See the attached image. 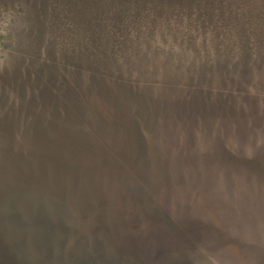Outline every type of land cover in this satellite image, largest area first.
<instances>
[{
	"label": "trees",
	"instance_id": "16d2710c",
	"mask_svg": "<svg viewBox=\"0 0 264 264\" xmlns=\"http://www.w3.org/2000/svg\"><path fill=\"white\" fill-rule=\"evenodd\" d=\"M44 10L46 13L38 14L46 15L50 47L62 55L63 60H68L70 63L75 64V60H81L93 64L96 58L100 62L106 60L108 62L110 59L123 57L126 59L131 55H140L145 41L147 46L155 51L165 46V49L169 50L168 57L171 58L173 55L176 56L177 42L181 40L194 50L195 60L191 62L192 65L207 69L209 67L212 70L211 78L208 75L207 79L206 77L204 79L212 85H208V88L200 86L197 90L203 93L208 91L210 96L214 95L210 99L202 100V103L198 99L193 102V107L196 106L194 117L192 110L187 107L174 106L173 109L180 122H183V135L185 133L189 137L182 139L184 142L188 139L189 142L143 144L139 133L140 144H134L132 150L124 149L125 156L129 160L133 159L131 164L134 173L142 172L143 167L150 166V169L158 171V175L152 173L155 180L162 178L171 187L174 186L173 182H179L178 184L182 186L192 188L196 187L195 182H199L198 187L211 190V185L222 178L231 190L239 180H243L242 183L246 185L262 187L264 100L261 99L263 104H259V82L255 81L250 70L242 72L243 75L238 77L235 70H227V67L224 69L225 67L221 65L232 66L247 62L248 65H255L259 63L260 56L264 59V0H45ZM19 12L24 15L26 10L24 11V7L21 6ZM171 32H175V35L172 36ZM69 34L75 35L73 41L68 42L65 39ZM162 36L163 44L159 42ZM186 57L188 60V56ZM244 67L248 68L246 65ZM228 71L235 74L227 73L229 78L232 77L231 79L224 77ZM214 74L219 76V80L216 78L214 80L212 76ZM178 76L179 74H176V77ZM237 78H243L246 82H250V85L257 87L256 92L251 91L248 83L235 81ZM262 91L261 96L264 97V85ZM54 104H52L54 116H57L61 110L58 106H53ZM36 109L41 115L40 112L46 108L35 107L34 111ZM27 111L30 114L33 110L29 107ZM36 117L43 122L41 124L37 122L35 129L32 130L33 120H30L27 128L23 129L22 140L17 136L21 130L17 129L9 117L1 123L0 132L4 130L6 134L2 136L1 144H7L6 154L12 155L14 159L9 164L0 161V171L7 172L12 169L13 182L17 187L25 188V185L36 179L42 190L49 191L53 176L56 181L58 180L57 184H61V174L77 175L81 171L83 173L100 171L99 159H92L95 157L92 153L95 151L94 148L87 147V144H90L88 140L70 133L69 122L62 124L60 121H55L56 132H50L45 130L43 120L45 117ZM38 125H41L40 129ZM198 129L200 133L202 132L204 143L209 144H196ZM157 131L161 136V129ZM102 132L106 133L105 130ZM19 141H24L23 144H27V147L14 146ZM109 148V145L103 146L101 155L116 154ZM88 155L92 160L87 164L84 163V158ZM16 157L17 160L14 161ZM23 157H32L34 161H31L32 158L24 161ZM56 189L57 191L53 189L54 194L62 199L61 189ZM153 191L154 195L150 192L152 203L158 202L166 206L155 188ZM196 193L206 200L205 203H208L211 211L203 209V217L190 216L187 221L181 220L177 223L176 240L167 243L165 261H181L188 255L186 239H191L198 249L205 247L211 251H214L208 245L211 239H217L216 242L221 244L228 239L242 240L241 245L247 240V247H244L243 253L237 256L243 258L247 256L259 261L264 259V249H259L258 238L252 243L249 236L244 235L242 238L235 236L236 234L227 226L228 222L219 221L222 224H217L214 221L216 207L221 206L214 205L217 201L226 200L230 208L234 209L243 207V213L246 214L248 209L245 205L250 204H245L247 200L237 203L232 199L236 196L233 193L215 194L201 191ZM239 195L244 198L259 194ZM164 209V207L161 209L162 215H169ZM166 219L167 223L171 222L170 217ZM171 219L174 220L172 217ZM234 221L233 226L243 224L242 220ZM207 226L211 227L209 235L205 232ZM142 245L141 242L136 241L131 246L137 256L144 254ZM229 251L224 252L223 248H220L215 251L217 253H212L225 257L229 256ZM234 252L238 251L234 250ZM0 264H18L9 244L2 238H0ZM138 264H148V262L141 256Z\"/></svg>",
	"mask_w": 264,
	"mask_h": 264
},
{
	"label": "rangeland",
	"instance_id": "374dc122",
	"mask_svg": "<svg viewBox=\"0 0 264 264\" xmlns=\"http://www.w3.org/2000/svg\"><path fill=\"white\" fill-rule=\"evenodd\" d=\"M21 6L24 7V11L26 10L24 15L19 14ZM44 6L45 0H0V129L2 128L1 123L6 117H9L12 123L17 126V129L21 130L17 133V136L22 140L24 138L23 129L27 128L30 120H33L32 130L35 129L37 122L40 124L43 122L36 116L45 117V119L42 118L45 123V130L50 132H56L55 121H60L62 124L69 122L71 124L70 133L80 135L79 137L88 140L90 143L87 144L88 148L90 146L94 148L95 151H92V153L95 157L86 156L84 163L88 164L92 159H99V169L103 174L104 182L107 183L108 196L117 197L123 192L119 189L120 186H125L130 191L133 186L137 187L138 184H144L148 187L146 179L140 173H134L131 164L133 159L129 160L125 156L124 149L129 148L132 150L134 144H140L139 133L143 144H186L189 142L188 139L185 142L182 139L187 138L188 134L184 133L183 135V122H180L173 109L174 106L187 107L192 110V117H194L196 106L193 107V102L198 99L202 103V100L210 99L214 95L210 96L207 93L208 91L203 93L197 90L200 86L208 88V85H212L204 80L205 77L207 79L208 75L211 78L212 70L209 67L207 69V67L192 65L191 62L195 60L194 50L181 40L177 42L176 56L173 55L171 58L168 57L167 52L169 50L165 49V46L163 49L155 51L148 47L145 41L142 44L140 55H131L126 59L125 57L110 59L108 62L107 60L106 62H100L96 58L93 60V64L84 63L85 61L81 60H75V64L70 63L68 60H63L62 55L50 47L51 40L48 35L46 15H39L40 13L44 14ZM167 33L170 34V32ZM171 34L173 36L175 32H171ZM71 35H67L68 38L64 36L68 42L75 39V35ZM159 42L163 44V36L159 38ZM186 56H188V60ZM245 65L248 68L244 67ZM221 66L225 67L224 69L227 67V70H235L234 72L238 77L243 75L242 72L250 70V73L255 77V81L259 82V104H263L264 97L261 95H263L262 88L264 85V59H262V56L259 57V63L255 65H248L247 62L246 64H234L232 66L222 64ZM227 73L231 75L233 72H226L227 77L223 75L225 79L229 78ZM176 74H179V76L176 77ZM212 76H214V80L215 78L219 80V76H215V74ZM236 80H241L245 84L248 83L251 91L256 92L257 87L250 85V82H246L243 78H237ZM228 84L230 83L228 82ZM52 104L55 107L58 106L61 110L57 116H54L55 112ZM42 106L46 109H43L44 111H41V115H39V111L37 112V109L34 111V108ZM29 107L33 110L30 111V114L27 111ZM40 126L38 125V129L41 128ZM95 127L96 129H94ZM158 129H161V136L158 134ZM104 130L106 133L102 132ZM199 130L196 132V138L194 136L197 141L196 144H209L204 143L202 132L200 133ZM3 131L0 132V161L9 164L14 157L6 154L5 146L7 144H1L3 143L2 136L6 135ZM23 143L24 141H19L14 146L17 148L27 147V144ZM105 145H109V150L114 151L116 154L101 155V149ZM30 158L32 157H23V160L26 161ZM16 160L17 157L14 161ZM31 161H34L33 158ZM175 173L178 174L177 171ZM60 177V180L68 178L74 182L73 179L76 178L75 175H61ZM91 178L98 179L94 175ZM13 179L14 172L12 169L7 172L0 171V209L2 205H8L9 199L6 196L13 195L11 192L19 189ZM51 179V187L60 185L57 184L58 180L56 181L54 176ZM32 186L30 185L29 189L23 188L22 194L32 190L35 192L37 189H35L36 187L32 188ZM175 186L178 187L177 184ZM150 192L153 195L155 194L153 190L149 192L148 190L138 191L142 197L141 200L146 202L147 206L144 210L138 207V213L134 212L138 214L137 216L141 217L142 212L150 210V212H155L154 209L161 212L164 207L168 214L172 211V215H170L174 220L172 221L170 215L162 216L164 218L170 217V223L177 224L181 220L187 221L190 216H193V211L200 209L201 211L203 209L211 211L210 206L207 205L208 203H205L206 200L200 198L195 191L175 193L177 197L172 193L174 200H162L167 204L166 206H162L158 202L152 203ZM157 194L159 195L158 192ZM54 201L55 203H64L57 195H55ZM217 202L214 205L221 206L216 207L214 221L217 224L219 221L228 222L227 226L232 229L231 232L242 230L244 223L242 225L234 223L236 225L233 226V222L228 217L231 213L243 212V207L234 209L230 208L226 200ZM170 205L175 206V209L173 208L174 212L173 209L169 208ZM251 210L252 213L259 214V206ZM87 213L86 218L89 215L91 216V212L87 210ZM116 215L120 216L119 213H116ZM112 222L107 223L106 221V223H103L100 220V225L99 223L91 226L87 224L86 228L89 229H87L83 238L74 240V242L82 243L85 246L86 253H90L91 256L88 259L96 262V264H119L107 243L109 240L107 231L111 234V230H117L112 233L113 236L116 235V239L121 245L133 243L130 239L132 235L127 238L129 234L126 233V230L133 228L131 223L136 222L142 233L148 231L147 225L143 224L141 218L132 220L128 218L122 225L119 224V221L111 224ZM210 228L208 226L207 229L205 228L207 235H209ZM75 229L81 228L75 225ZM257 229L258 225H254L256 233ZM235 236L242 238L239 233ZM157 237L151 235L149 238L147 236V240L140 241L143 244L142 246L145 245V248H147L145 260L148 264H264V259L259 261V259H252L247 256L245 258L237 256L239 253H243V248L247 247L248 241L246 240L245 244L241 245L242 240L233 241L232 239H228L222 244L216 242L217 239L209 240L208 245L214 251L207 250L205 247L198 249V246L196 247L191 239H186L185 244L188 255L181 261H165L164 254L167 243L174 242L176 237L169 236L165 238V242L161 240L156 242ZM249 240L254 243V238L250 237ZM220 248H223L224 252L230 250L229 256L223 257L214 254ZM234 250L238 252H234ZM209 253L215 257L216 262L214 259L210 260L207 257ZM74 256L76 255L70 256L68 260H82L81 257L87 259V256L84 255L81 257ZM120 264L131 263L127 258H122Z\"/></svg>",
	"mask_w": 264,
	"mask_h": 264
},
{
	"label": "water",
	"instance_id": "95a60500",
	"mask_svg": "<svg viewBox=\"0 0 264 264\" xmlns=\"http://www.w3.org/2000/svg\"><path fill=\"white\" fill-rule=\"evenodd\" d=\"M157 172L154 169H150V166H146L139 173L146 179L148 187L144 184H138L137 187L133 186L130 191L125 186H120L119 189L123 192L115 198L108 196L107 183L104 182L101 171L91 173H83L81 171L77 175L71 173L61 174L66 176L75 175L76 178L73 179L75 182L65 178L59 186L55 187L53 185L49 191L42 190L39 182L34 179L30 185H33L32 188L36 187L35 189L37 190L35 192L32 190L22 194V190L30 188V185L27 184L24 189L17 187L19 189L11 192L13 195L6 196L9 199L8 205L4 204L0 209V238L9 244L18 264H96V262L88 259L91 256L90 253H86L85 246L82 243L74 242V240H78L77 238H83V235L89 229L86 228L87 224L91 226L95 223L98 224L101 220L103 223H106V221L107 223L119 221V224L122 225L128 218L130 220L141 218L143 224L147 225L148 231L142 233L138 229L136 222L131 223L133 228L126 230V233L129 234L127 238L132 235L130 239H132L133 243L147 240L151 235L153 237L158 236L155 239L156 242L159 240L164 241L169 236H177V224L167 223L165 221L167 217L164 218L157 209H154L155 212H150L151 210L142 212L141 217L135 214L138 213V207L144 210L145 206H147V203L141 200L142 197L138 191L148 190L149 192L155 188L164 201L174 200L175 198L171 194H178L181 191L213 192L215 194L233 193L236 194L235 198H232L233 201L240 203L247 200L245 204H250L245 205L248 209L246 214L237 211L234 214L231 213L230 217H228L232 222L234 220H242L244 223L242 230H233L235 231L233 233H239L242 237L244 235L249 236V238L252 237L254 240L258 238L259 249H264V180L261 181L262 187L259 188L246 185L242 183L243 180H239L231 190L228 189L226 181L222 178L221 180H216L217 183L214 185H211V190H206L198 187L199 182H195L194 185L196 187L192 188L182 186L178 184L179 182H173L174 186L171 187L162 178L155 180L153 174L158 175ZM92 175L98 179L91 178ZM86 176L90 177L86 178ZM175 184L178 185L177 188ZM56 188L61 189L63 204L55 203L54 201L55 191L53 189L57 191ZM241 193H258L259 195L243 198L239 195ZM177 194H175L176 197ZM257 206H259V214H254V212L252 213L249 210ZM169 208L175 209V206L170 205ZM87 210L91 212L92 218L90 215L86 218ZM115 212L119 213L120 216H117ZM170 214L172 215V211ZM171 215L170 217H172ZM192 215L191 217H203V211L201 209L193 211ZM75 225L81 229H75ZM253 225H258L257 233ZM230 230L232 231V229ZM111 231L115 232L117 230ZM112 232L111 234L109 231L106 232L109 236L107 243L119 264L122 258H127L131 264H138L141 256L145 258V255H147L145 245L143 246L144 251L142 250L144 254L137 256L134 250L131 249L133 243L121 245L116 239V235L113 236ZM126 247L128 248L124 251ZM72 255H76L74 257L84 255L87 256V259L81 257L82 260L69 261L68 258Z\"/></svg>",
	"mask_w": 264,
	"mask_h": 264
},
{
	"label": "flooded vegetation",
	"instance_id": "af4514ba",
	"mask_svg": "<svg viewBox=\"0 0 264 264\" xmlns=\"http://www.w3.org/2000/svg\"><path fill=\"white\" fill-rule=\"evenodd\" d=\"M205 255H207V254H205ZM207 257H209V259L210 260H212V259H214L215 260V257L213 256V255H211L210 253L208 254V256ZM215 262H216V260H215ZM220 264V263H219Z\"/></svg>",
	"mask_w": 264,
	"mask_h": 264
}]
</instances>
